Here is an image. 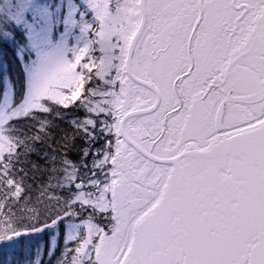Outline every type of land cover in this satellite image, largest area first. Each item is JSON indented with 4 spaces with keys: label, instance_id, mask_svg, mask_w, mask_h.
<instances>
[{
    "label": "snow or ice",
    "instance_id": "6c2138e0",
    "mask_svg": "<svg viewBox=\"0 0 264 264\" xmlns=\"http://www.w3.org/2000/svg\"><path fill=\"white\" fill-rule=\"evenodd\" d=\"M0 80V264H264V0H0Z\"/></svg>",
    "mask_w": 264,
    "mask_h": 264
},
{
    "label": "trees",
    "instance_id": "16d2710c",
    "mask_svg": "<svg viewBox=\"0 0 264 264\" xmlns=\"http://www.w3.org/2000/svg\"><path fill=\"white\" fill-rule=\"evenodd\" d=\"M9 86L12 87L11 85H8V87ZM4 88H5L4 82L2 80H0V103H2L3 98H4ZM23 90H24L23 89V83L21 82L19 87H18V90L16 92V98H15L16 100L22 97ZM58 123H59V121H58ZM60 127L68 129V125L67 124H61ZM68 130L70 131V129H68ZM58 136H59V133H57V137ZM75 158L76 157L73 154V159H75ZM33 159H35V157H33ZM48 239H51V234H49ZM41 241H42V238L40 236H37L35 239H33L31 241V243L33 245V252H35V248L40 245ZM53 246H55V242L54 241H53ZM0 255H3L4 257H9V255H10L9 250L8 249H4L2 251V253H0ZM12 260H13V264H15V256L14 255L12 256Z\"/></svg>",
    "mask_w": 264,
    "mask_h": 264
},
{
    "label": "rangeland",
    "instance_id": "374dc122",
    "mask_svg": "<svg viewBox=\"0 0 264 264\" xmlns=\"http://www.w3.org/2000/svg\"><path fill=\"white\" fill-rule=\"evenodd\" d=\"M9 89H11V87L9 86ZM23 94H24V90H23V92H22V97L21 98H19V99H15V103H19L22 99H23ZM4 101H5V96H4V98H3V101H2V103H0L1 105H3L4 104Z\"/></svg>",
    "mask_w": 264,
    "mask_h": 264
}]
</instances>
